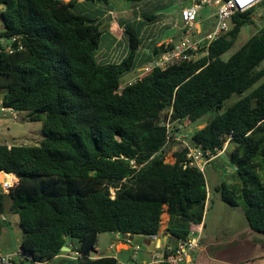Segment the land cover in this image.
Instances as JSON below:
<instances>
[{
    "label": "trees",
    "instance_id": "16d2710c",
    "mask_svg": "<svg viewBox=\"0 0 264 264\" xmlns=\"http://www.w3.org/2000/svg\"><path fill=\"white\" fill-rule=\"evenodd\" d=\"M0 9L3 104L41 121L44 135L36 145L0 143V172L16 175L8 192L0 189V234L9 216L22 231L25 259L15 264L51 261L69 238L77 264H118L113 256L92 257L99 235L156 236L164 213L176 241L197 232L209 197L205 171L189 164L187 149L174 163L165 152L168 130L198 126L210 113L190 143L213 155L226 146L234 172L215 191L264 235V26L222 58L254 23L252 9L236 12L196 61L155 68L122 94V77L138 67L133 31L125 30V58L100 62L104 32L78 0H0ZM164 50L155 47L154 56Z\"/></svg>",
    "mask_w": 264,
    "mask_h": 264
},
{
    "label": "crops",
    "instance_id": "0c3cea01",
    "mask_svg": "<svg viewBox=\"0 0 264 264\" xmlns=\"http://www.w3.org/2000/svg\"><path fill=\"white\" fill-rule=\"evenodd\" d=\"M63 1L68 2L69 0ZM196 1L197 0L127 1L128 3L119 5V7H115L110 0L108 3H89L85 0H78V4H80L84 10L96 16L104 32L102 43L99 50L96 52L97 60L100 62L116 63L125 58L129 52V40L128 36L125 34V30L128 29L133 31L137 35L139 43L141 42L135 60V65L138 66L136 69H138L156 58L154 56L155 47L162 45L165 47L168 45L172 46L184 37V32L180 28V11L184 8L191 7ZM116 3L118 4V0H116ZM216 12L217 7L214 5H207L200 11L198 26L204 33L213 29L216 22ZM117 29L122 31L121 37L114 33L115 31L117 32ZM193 37L197 38L195 35ZM123 39H125V41H123ZM136 69L124 75L122 80H129V77L134 75ZM18 115H20L19 112ZM0 143L12 145V143H8L7 141H2ZM0 173L4 178L6 173ZM208 196L206 209L212 198L211 191H209ZM166 215L167 219L161 227L159 234L153 237H144L150 239L151 243L142 245L139 249L134 245L135 253L133 258L135 260L139 252L142 254V261L121 263L116 255L101 254L98 243L96 245V254H94L93 257L113 256L117 259L118 264H157L153 263L154 259L161 256L166 250L175 248L179 243V241L173 239L166 231L169 220V215L167 213ZM13 220V222L18 224L17 216H14ZM206 230L207 224H205L204 218L201 232V246L194 255L196 264H264V243L255 236L257 232L251 230L249 225L244 232L235 235V237L229 240L217 239L214 236L205 234ZM100 237L101 234L98 237V242ZM251 237L254 239H251ZM121 239L126 240L124 237H121ZM127 242L129 241L115 242L111 250H115L117 254L123 250H130L131 246L128 245ZM2 245L3 244L0 242V249L2 252H11L4 249ZM67 245L69 250H64L62 254L42 264H64L62 262L63 260H73L74 258L67 257V255L74 252L73 243L70 241Z\"/></svg>",
    "mask_w": 264,
    "mask_h": 264
},
{
    "label": "rangeland",
    "instance_id": "374dc122",
    "mask_svg": "<svg viewBox=\"0 0 264 264\" xmlns=\"http://www.w3.org/2000/svg\"><path fill=\"white\" fill-rule=\"evenodd\" d=\"M113 2L115 7H119V5H123L128 3L126 0H118V4L116 0H110ZM1 11V9H0ZM253 24L245 25L242 28V31L237 39L233 48H231L228 52H226L222 58L228 59L232 54H234L242 45H244L252 35H254L259 29L264 26V6H261V3L255 6L252 9ZM4 29L3 22L1 20L0 14V31ZM119 37L122 35V31L117 29V32H114ZM125 41V39H123ZM122 42V41H121ZM145 43V41H144ZM141 45V42H140ZM140 47V46H139ZM131 75L129 78H132ZM235 101V98L229 99L225 107L231 105ZM213 113L207 114L201 121L198 126L197 124H190L189 129H184L178 131L177 133L180 136L188 135V138H191V135L198 128H202L208 117L213 116ZM12 117V118H11ZM43 131H42V122L41 121H31L28 119V113L21 112L16 118L13 115L8 113L2 114L0 113V142L7 141L12 144H27V145H36L39 144L43 139ZM184 144L181 141H170L166 147L165 152V161L168 163L175 162V153L184 150ZM226 154V153H225ZM222 154L218 156L215 160L210 163L205 169V176L207 180V186L209 191H211L212 198L205 212V224H207V230L205 234L210 236H214L217 239H225L229 240L235 235H239L245 231L248 227L247 219L244 215L243 208L241 206H232L228 203L224 202L220 194L215 191L217 185L221 184L222 181L230 182V174L234 172V166L229 165L227 163L228 157ZM225 165L222 167L220 171L216 172V165ZM4 178L0 173V189L3 190L2 182ZM8 215H6L7 217ZM9 225H7L0 234V241L2 242V246L4 249L9 251H15L21 245L22 239V231L19 225L16 222H13V217H8ZM167 219L166 213L162 215V226ZM161 226V227H162ZM255 236L262 240L264 243V235L255 233ZM251 239H254L251 237ZM120 235L112 232H107L101 234V237L98 242V246L100 247V253L104 255H116L121 263H131L133 261H142V254L138 252L137 258L134 260L135 247L131 242H127L128 245L131 246L130 250H123L119 254L116 253L115 250H111L112 245L119 242H124ZM144 247V246H143ZM110 248V249H109ZM108 250V251H107ZM64 264H77V259L73 260H63ZM30 264V263H26ZM159 264V263H158Z\"/></svg>",
    "mask_w": 264,
    "mask_h": 264
},
{
    "label": "built area",
    "instance_id": "2783aa9c",
    "mask_svg": "<svg viewBox=\"0 0 264 264\" xmlns=\"http://www.w3.org/2000/svg\"><path fill=\"white\" fill-rule=\"evenodd\" d=\"M263 0H197L191 7L184 8L180 11L181 30L184 32V37L172 46H166L165 50L154 60L144 64L136 69L134 75L129 80H121L116 93L122 94L126 87L132 86L141 81L143 76L155 68L165 69L169 65L178 64L182 62H194L199 57L204 55L208 45L219 38V36L229 30L230 20L236 12H247L259 5ZM207 5H214L217 7L216 22L213 29L204 33L199 28L200 11ZM196 36L197 38L193 37ZM16 38H13L14 42ZM21 48V46L19 47ZM11 45L6 46L7 52H12ZM0 113H10L16 118L17 112L4 106L0 95ZM169 129V125H167ZM168 140L181 141L184 144V149H187V157L191 166L198 167L201 171L210 165V163L218 156L224 154L226 146L217 150V155H213L209 150H205L201 145L193 146L190 143L188 135L180 136L177 132L170 133L168 130ZM16 175L14 173L5 174L2 182V187L5 192L14 185ZM202 227L197 231H192L186 240H180L178 245L166 252L162 253L154 259L153 263L159 264H196L195 253L201 246V232ZM139 249V247H136ZM96 254L92 252L93 255ZM78 252H72L67 257L77 259ZM32 260L30 256L27 257ZM22 248L19 247L13 252H2L0 249V264H15V260H24ZM42 264V263H40Z\"/></svg>",
    "mask_w": 264,
    "mask_h": 264
},
{
    "label": "water",
    "instance_id": "95a60500",
    "mask_svg": "<svg viewBox=\"0 0 264 264\" xmlns=\"http://www.w3.org/2000/svg\"><path fill=\"white\" fill-rule=\"evenodd\" d=\"M123 237L129 242L133 243V245H135L136 247H140L142 245L151 243V240L148 238H144V236H139V235L133 236L129 234V235H124ZM68 241L70 242L71 238H69ZM64 250H69V247L67 244L66 246L62 248V251Z\"/></svg>",
    "mask_w": 264,
    "mask_h": 264
}]
</instances>
